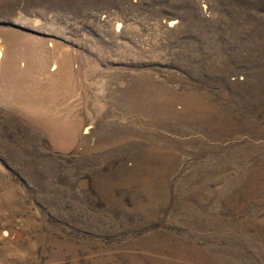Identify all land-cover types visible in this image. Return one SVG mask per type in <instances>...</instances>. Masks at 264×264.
<instances>
[{
    "label": "rangeland",
    "instance_id": "374dc122",
    "mask_svg": "<svg viewBox=\"0 0 264 264\" xmlns=\"http://www.w3.org/2000/svg\"><path fill=\"white\" fill-rule=\"evenodd\" d=\"M18 12L128 21L158 57L102 112L86 78L64 144L0 106V264H264V0H0V29Z\"/></svg>",
    "mask_w": 264,
    "mask_h": 264
},
{
    "label": "bare ground",
    "instance_id": "6f19581e",
    "mask_svg": "<svg viewBox=\"0 0 264 264\" xmlns=\"http://www.w3.org/2000/svg\"><path fill=\"white\" fill-rule=\"evenodd\" d=\"M4 22L6 26L0 29V106L22 111L43 131L53 133L58 144L66 141L61 133L70 129L85 133L91 126L85 128L77 121L73 104L86 78L97 74L90 83L95 95L92 103L102 112L104 104L97 98L105 96L115 68L135 67L145 57H158L155 46H133L140 42L132 34L137 26L117 18L105 22L91 17L85 27L66 15L18 12Z\"/></svg>",
    "mask_w": 264,
    "mask_h": 264
}]
</instances>
